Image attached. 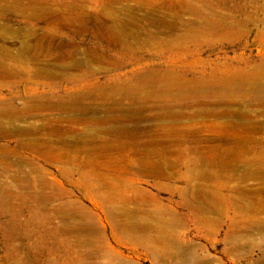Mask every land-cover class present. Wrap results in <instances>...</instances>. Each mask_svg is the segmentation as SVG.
<instances>
[{
	"label": "rangeland",
	"instance_id": "374dc122",
	"mask_svg": "<svg viewBox=\"0 0 264 264\" xmlns=\"http://www.w3.org/2000/svg\"><path fill=\"white\" fill-rule=\"evenodd\" d=\"M0 264H264V0H0Z\"/></svg>",
	"mask_w": 264,
	"mask_h": 264
}]
</instances>
